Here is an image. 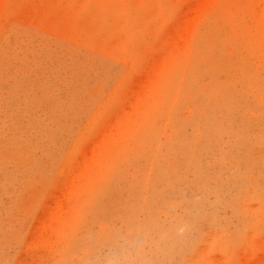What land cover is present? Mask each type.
<instances>
[{"label":"rangeland","instance_id":"rangeland-1","mask_svg":"<svg viewBox=\"0 0 264 264\" xmlns=\"http://www.w3.org/2000/svg\"><path fill=\"white\" fill-rule=\"evenodd\" d=\"M0 264H264V0H0Z\"/></svg>","mask_w":264,"mask_h":264}]
</instances>
